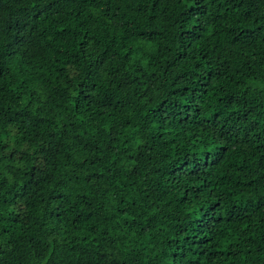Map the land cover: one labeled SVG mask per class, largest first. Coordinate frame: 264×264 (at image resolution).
<instances>
[{"label":"trees","instance_id":"1","mask_svg":"<svg viewBox=\"0 0 264 264\" xmlns=\"http://www.w3.org/2000/svg\"><path fill=\"white\" fill-rule=\"evenodd\" d=\"M0 264H264V0H0Z\"/></svg>","mask_w":264,"mask_h":264}]
</instances>
